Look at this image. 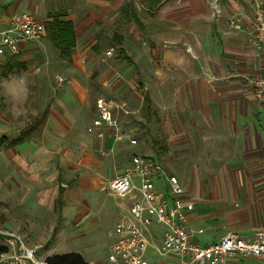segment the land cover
<instances>
[{
    "label": "crops",
    "instance_id": "1",
    "mask_svg": "<svg viewBox=\"0 0 264 264\" xmlns=\"http://www.w3.org/2000/svg\"><path fill=\"white\" fill-rule=\"evenodd\" d=\"M255 1L264 3L0 0L3 27L16 12L44 25L40 40L0 56L2 228L38 258L75 252L104 264L91 245L113 215L102 187L146 155L181 183L193 203L186 225L201 246L226 232L251 238L264 224V95L247 83L264 66L251 44ZM56 23L71 25V48L58 45ZM97 87L115 98L103 99L127 139L92 127ZM120 200L114 225L130 205ZM204 235L213 241L200 243Z\"/></svg>",
    "mask_w": 264,
    "mask_h": 264
},
{
    "label": "built area",
    "instance_id": "2",
    "mask_svg": "<svg viewBox=\"0 0 264 264\" xmlns=\"http://www.w3.org/2000/svg\"><path fill=\"white\" fill-rule=\"evenodd\" d=\"M230 25L236 27L233 21ZM43 34L44 25L33 15L11 14L4 27L0 24V56L18 54L21 43L38 41ZM251 44L264 57V3L260 1H255L253 6ZM247 83L252 85L257 98L264 95V66L260 74ZM95 110L92 127L113 129L115 141L128 138L118 130V120L105 100L96 99ZM129 143L135 145L136 141L129 139ZM102 190L114 198L130 199L126 213L109 232L113 242L104 264H150L146 257L148 249L159 258L170 259L165 264H239L238 260L242 259L264 264V224L251 238L226 232L217 242L201 246L185 220L193 203L185 198L177 177L150 156L133 155L123 172L107 180ZM0 244L6 248L0 262L46 264L44 259L36 257L35 249L26 246L20 235L4 230L1 223Z\"/></svg>",
    "mask_w": 264,
    "mask_h": 264
},
{
    "label": "rangeland",
    "instance_id": "3",
    "mask_svg": "<svg viewBox=\"0 0 264 264\" xmlns=\"http://www.w3.org/2000/svg\"><path fill=\"white\" fill-rule=\"evenodd\" d=\"M57 74L60 75V73H57ZM56 80H60V77H56ZM95 90L97 92L96 94H98V96H100L101 99H103V98L105 100L106 99L107 100L108 99H115L110 93L107 92V90H105L103 88L97 87V88H95ZM131 102H130V105L132 107L134 106V108H135V106L137 104H133ZM124 116H126V117H124ZM131 117L133 118V116H131V114L125 115V112H123L122 117H121V121H123V120L127 121L129 126H130L131 124H133V122H132L133 120H131ZM134 138L137 140V146L135 147V152L137 154H142L141 149H142L143 144H142V142H140L139 137H137L135 135ZM143 153H145V152L143 151ZM146 153H148V152H146ZM102 196H104V201L106 202L105 203L106 210L110 213L113 212V215H110V216H108V218L103 219V221L100 223V229L95 230L93 232V236H95L96 237L95 239H97V240L94 242V244H91V245L93 247L95 246V252L92 254V258L104 261V259L107 256V251H108L107 247H108L109 243L113 242V237L107 235V231L110 230L114 226L115 213L118 212L116 204L119 203L121 200L118 198L115 199V198L106 196L104 193L102 194ZM194 207H195V202H194ZM93 236H91L90 238H92ZM198 240L200 241V243H210L213 241V239H208L207 235L199 237ZM63 250H65V249H63ZM59 252H63V251H59ZM58 254H61V253H58ZM37 255H39V256L44 255V252L42 251V249L40 252H37ZM146 257L149 261H152V262L158 261V257L156 256V254L151 249H148V251L146 252ZM40 258L42 259V257H40ZM241 264H259V263L255 262L253 260H242Z\"/></svg>",
    "mask_w": 264,
    "mask_h": 264
},
{
    "label": "trees",
    "instance_id": "4",
    "mask_svg": "<svg viewBox=\"0 0 264 264\" xmlns=\"http://www.w3.org/2000/svg\"><path fill=\"white\" fill-rule=\"evenodd\" d=\"M55 26L57 28L56 36H57L58 45L62 46L63 44V46L67 45V49H69L68 47L71 48L73 39L72 38H70L69 40L64 39V36L66 34H68L69 37L71 36L72 33L71 25H69L68 23H56ZM5 252H6V248L0 244V256ZM44 260L46 264H87L83 260L82 256L75 252L53 254L47 256Z\"/></svg>",
    "mask_w": 264,
    "mask_h": 264
}]
</instances>
